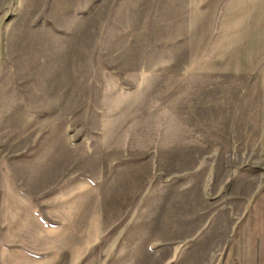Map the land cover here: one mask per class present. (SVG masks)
Returning <instances> with one entry per match:
<instances>
[{
	"label": "rangeland",
	"instance_id": "374dc122",
	"mask_svg": "<svg viewBox=\"0 0 264 264\" xmlns=\"http://www.w3.org/2000/svg\"><path fill=\"white\" fill-rule=\"evenodd\" d=\"M0 264H264V0H0Z\"/></svg>",
	"mask_w": 264,
	"mask_h": 264
}]
</instances>
